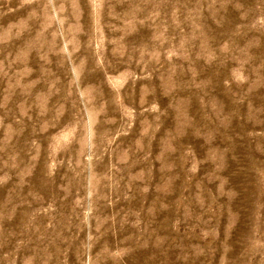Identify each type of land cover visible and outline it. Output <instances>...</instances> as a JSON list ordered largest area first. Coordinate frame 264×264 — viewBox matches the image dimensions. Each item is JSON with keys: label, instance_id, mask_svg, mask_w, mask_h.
I'll list each match as a JSON object with an SVG mask.
<instances>
[{"label": "rangeland", "instance_id": "374dc122", "mask_svg": "<svg viewBox=\"0 0 264 264\" xmlns=\"http://www.w3.org/2000/svg\"><path fill=\"white\" fill-rule=\"evenodd\" d=\"M0 264H264V0H0Z\"/></svg>", "mask_w": 264, "mask_h": 264}]
</instances>
